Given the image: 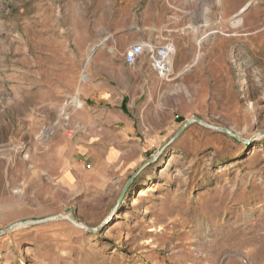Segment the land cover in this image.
Masks as SVG:
<instances>
[{
  "label": "rangeland",
  "instance_id": "374dc122",
  "mask_svg": "<svg viewBox=\"0 0 264 264\" xmlns=\"http://www.w3.org/2000/svg\"><path fill=\"white\" fill-rule=\"evenodd\" d=\"M141 39L175 47L173 127L118 204L148 159L123 177L76 148L80 88ZM193 118L244 141L196 122L176 137ZM114 209L94 233L12 229L0 264H264V0H0V231Z\"/></svg>",
  "mask_w": 264,
  "mask_h": 264
},
{
  "label": "crops",
  "instance_id": "0c3cea01",
  "mask_svg": "<svg viewBox=\"0 0 264 264\" xmlns=\"http://www.w3.org/2000/svg\"><path fill=\"white\" fill-rule=\"evenodd\" d=\"M135 44L164 46L145 39ZM175 69H180L177 63ZM80 96L89 117L86 136L76 148L91 152L95 167H105L108 174L118 169L124 177L167 144L174 117L173 79L158 75L147 55L134 65L126 64L124 56L95 65Z\"/></svg>",
  "mask_w": 264,
  "mask_h": 264
},
{
  "label": "water",
  "instance_id": "95a60500",
  "mask_svg": "<svg viewBox=\"0 0 264 264\" xmlns=\"http://www.w3.org/2000/svg\"><path fill=\"white\" fill-rule=\"evenodd\" d=\"M194 122L198 123L202 127L209 128V129H215V130L224 132V133L230 135L231 137H233L237 141H240V142L244 141L243 139H241L239 136H237L236 134L232 133L231 131H229L227 129H224V128L211 126V125L203 122L202 120H200L198 118H193L190 121H188L186 123V125L179 131V133L176 135V137L179 134H181L185 129H187ZM160 155H161V151H159L154 156H152L150 159H148L145 163H143L142 166L132 175V177L130 178V180L128 181V183L126 184V186L124 187V189H123V191L121 193L120 200H119L118 204L121 203L122 199L124 198L126 192L129 189V187L131 186V184L133 183L135 178L139 175V173L141 171H143L147 166H149L150 164L154 163L158 159V157ZM116 212H117V209H114L113 212L110 214V216L107 218V220L99 228L86 227V226L78 224L74 219H72L70 217H67V216H64V215H60V216H57V217H51V218H47V219H43V220H39V221H27V222L16 223V224L10 226L9 228L0 231V236H3L4 234L9 232L10 230L15 229L17 227L36 225V224L46 223V222H49V221H56V220H67V221H69L71 224H73L74 226H76L79 229L86 230L88 232L94 233V232L100 230L116 214Z\"/></svg>",
  "mask_w": 264,
  "mask_h": 264
},
{
  "label": "built area",
  "instance_id": "2783aa9c",
  "mask_svg": "<svg viewBox=\"0 0 264 264\" xmlns=\"http://www.w3.org/2000/svg\"><path fill=\"white\" fill-rule=\"evenodd\" d=\"M175 54V47L172 43L164 46H152L135 44L127 49L124 54L125 63L128 65L136 64L141 57L147 55L150 60L151 68L160 76L171 75V59Z\"/></svg>",
  "mask_w": 264,
  "mask_h": 264
},
{
  "label": "bare ground",
  "instance_id": "6f19581e",
  "mask_svg": "<svg viewBox=\"0 0 264 264\" xmlns=\"http://www.w3.org/2000/svg\"><path fill=\"white\" fill-rule=\"evenodd\" d=\"M170 63H171V66H170V71L171 72H173V58L171 59V61H170ZM261 137V135H257L256 136V138H260ZM166 175H167V173H166V169L165 170H162L161 171V173H160V177H166ZM156 189H155V186H150L149 188H148V190H141L140 192H139V195H138V198H142V197H144V196H146L150 191H152V192H154ZM134 200H132V201H136V198H133ZM68 217V216H67ZM70 217V216H69Z\"/></svg>",
  "mask_w": 264,
  "mask_h": 264
}]
</instances>
